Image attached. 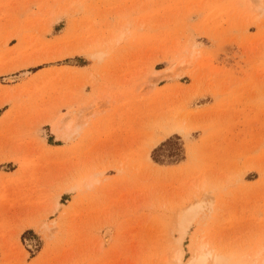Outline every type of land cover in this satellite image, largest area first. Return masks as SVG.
Returning <instances> with one entry per match:
<instances>
[{"label": "rangeland", "instance_id": "374dc122", "mask_svg": "<svg viewBox=\"0 0 264 264\" xmlns=\"http://www.w3.org/2000/svg\"><path fill=\"white\" fill-rule=\"evenodd\" d=\"M262 1L0 0V264L256 261Z\"/></svg>", "mask_w": 264, "mask_h": 264}, {"label": "bare ground", "instance_id": "6f19581e", "mask_svg": "<svg viewBox=\"0 0 264 264\" xmlns=\"http://www.w3.org/2000/svg\"><path fill=\"white\" fill-rule=\"evenodd\" d=\"M262 2H264V0L262 1ZM261 5V4H260ZM263 5V4H262ZM260 9H263V7H261L260 6ZM70 128V125H69V123L67 124V125H65V129L66 130H68ZM201 207V205H197L196 207H194V208H189L190 210L188 211V213L185 215L186 217H190V215L192 214V213H194L195 211H194V209H196V210H198L199 208ZM184 212H185V210H184ZM182 214H183V210H182V212H181ZM196 213V212H195ZM194 213V214H195ZM184 215V214H183ZM182 215V216H183ZM193 215V214H192ZM184 216V218H186ZM183 218V217H182ZM180 219V218H179ZM182 220V219H181ZM185 221V220H184ZM181 223H182V221H181ZM105 238H106V242H109V239H110V234L109 233H107L106 234V236H105ZM104 238V239H105ZM202 245H200V247H196V249H194L195 251L194 252H196V255H195V257L193 258V262H196V263H198V264H204L205 262H206V260L208 259V257L210 256V254L209 253H206L205 251H204V248H203V246L201 247ZM263 248V247H262ZM256 249H258V251H255V254L253 255V257H254V259L256 260V261H254L253 262V264H259V261H257V258L259 257V255L262 253V250H264V249H261V247H260V249H259V247H256ZM206 250V249H205ZM252 254V253H251ZM194 256V255H193ZM181 257V256H180ZM247 257H249L248 255H247ZM178 258H179V256L177 257V260H178ZM244 258H246L245 256H244ZM262 259V258H261ZM259 260V259H258ZM179 261V260H178ZM214 262V261H213ZM216 262V261H215ZM260 262H262V261H260ZM246 263V262H245ZM214 264H216V263H214ZM261 264H264V262H262Z\"/></svg>", "mask_w": 264, "mask_h": 264}]
</instances>
